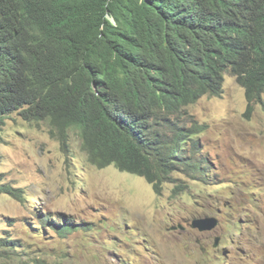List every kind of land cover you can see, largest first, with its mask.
Instances as JSON below:
<instances>
[{
	"label": "trees",
	"instance_id": "16d2710c",
	"mask_svg": "<svg viewBox=\"0 0 264 264\" xmlns=\"http://www.w3.org/2000/svg\"><path fill=\"white\" fill-rule=\"evenodd\" d=\"M15 1L0 0V132L18 111L70 157L76 128L95 166L157 191L177 169H203L182 145L199 125L181 119L190 99L223 93V68L245 87L247 116L264 94V0ZM1 177L0 194L22 199Z\"/></svg>",
	"mask_w": 264,
	"mask_h": 264
},
{
	"label": "rangeland",
	"instance_id": "374dc122",
	"mask_svg": "<svg viewBox=\"0 0 264 264\" xmlns=\"http://www.w3.org/2000/svg\"><path fill=\"white\" fill-rule=\"evenodd\" d=\"M247 107L230 76L221 96L187 106L206 126L196 137L205 163L199 175L175 172L161 191L114 165L95 166L78 129L69 131L68 157L48 123L10 115L1 183L22 199L0 194V243L11 245L0 246V264H264V95L249 116ZM206 216L219 219L215 230L192 227ZM62 223L74 230L59 233Z\"/></svg>",
	"mask_w": 264,
	"mask_h": 264
},
{
	"label": "clouds",
	"instance_id": "9594fccd",
	"mask_svg": "<svg viewBox=\"0 0 264 264\" xmlns=\"http://www.w3.org/2000/svg\"><path fill=\"white\" fill-rule=\"evenodd\" d=\"M27 3L29 4V0H20V1H15V4H16V6H18V7H20V8H26L27 7ZM231 42H233V40L231 41ZM221 75H222V79H223V92H224V83H225V80H226V77L227 76H230V77H234L235 78V80H236V82L238 83V81H237V78H236V76L235 75H233V73L229 70V69H227V68H223L222 70H221V73H220ZM239 84V83H238ZM240 85V84H239ZM240 86H242V85H240ZM243 87V86H242ZM245 88V87H244ZM245 93H246V90H245ZM223 94V93H222ZM221 94V95H222ZM206 95H208V96H211V97H218V96H215V95H210V94H204V95H202V96H200L199 98L198 97H196V98H192V99H190L189 101H190V103L188 104V105H186L185 107H184V109L187 111V113L190 115V116H188V117H184V118H182L181 119V122L182 123H184L185 125H182V126H185V127H187V128H193V126H194V124L191 122V119L192 120H195V123L197 124V125H199V127H198V131H196L195 133H193L192 135H191V137H189V138H183V142H182V145L184 146V148H185V151H188V154H187V156L189 157V158H191L192 157V155H194V152H196L195 153V156H197V153H198V146H197V144H198V140H197V138L196 137H198L201 133H203L204 131H205V129H206V126L204 125V124H201L200 122H199V120L196 118V116L195 115H191L190 114V112H189V110L186 108L187 106H189V105H191V104H194V103H196L200 98H202L203 96H206ZM221 95H219V96H221ZM264 95V94H263ZM247 98V97H246ZM262 99H263V96H262ZM262 99H261V101H262ZM260 101V102H261ZM257 103H259V102H257ZM254 110H255V103H254ZM254 112V111H253ZM14 113H18V111H16V112H14ZM14 113H12V114H14ZM246 113H247V111H246ZM12 114H10V115H12ZM19 114V113H18ZM10 115H8L6 118H5V121H6V119L10 116ZM20 115V114H19ZM21 116V115H20ZM22 117V116H21ZM23 119V118H22ZM175 121H178V120H175ZM27 122V121H26ZM30 124V123H29ZM6 125V124H5ZM32 125V124H31ZM3 128H4V126H3ZM3 130V129H2ZM2 132V131H1ZM0 132V133H1ZM170 133H171V131H170ZM192 144L193 145V147L191 148V149H189L188 147H187V145L188 144ZM197 147V148H196ZM190 152H192V153H190ZM88 154V153H87ZM89 158V157H88ZM201 161H203L204 163H205V160L204 159H200ZM92 163V162H91ZM202 165H203V163H202ZM110 166V165H109ZM115 166V165H114ZM108 167V166H107ZM116 167V166H115ZM106 168V167H105ZM117 168V167H116ZM101 169H103V168H101ZM118 169V168H117ZM119 170V169H118ZM121 171V170H120ZM177 171H183L185 174H187L188 176H193V175H199L197 172L198 171H195V170H191V171H186V170H182V169H177L175 172H177ZM123 172H125V171H123ZM174 172V173H175ZM129 173V172H128ZM173 173V174H174ZM200 173H202L201 171H200ZM132 174H134V173H132ZM173 174H172V177H173ZM135 175H137V174H135ZM138 176H140V175H138ZM140 177H144V176H140ZM174 179H176V178H174ZM157 191V190H156ZM161 191V190H160ZM177 193V192H176ZM209 217H213V218H216V219H218L217 217H215V216H206V217H203V218H209ZM53 220V218H51V217H47V218H41V223L42 222H44L45 220ZM200 219V218H199ZM218 222H219V219H218ZM218 225H219V223H218ZM218 227V226H217ZM216 227V228H217ZM215 228V229H216ZM197 229V228H196ZM215 229H213V230H215ZM213 230H210V231H213ZM207 232V231H206ZM217 238H220L219 236H217ZM216 238V239H217ZM221 239V238H220ZM217 241V240H216ZM216 241H215V244H216ZM220 242V241H219ZM219 245V244H218Z\"/></svg>",
	"mask_w": 264,
	"mask_h": 264
},
{
	"label": "water",
	"instance_id": "95a60500",
	"mask_svg": "<svg viewBox=\"0 0 264 264\" xmlns=\"http://www.w3.org/2000/svg\"><path fill=\"white\" fill-rule=\"evenodd\" d=\"M218 219L209 217V218H200L193 221L192 227L199 229L200 231H210L215 229L218 226ZM220 238H217L216 246L219 244Z\"/></svg>",
	"mask_w": 264,
	"mask_h": 264
}]
</instances>
